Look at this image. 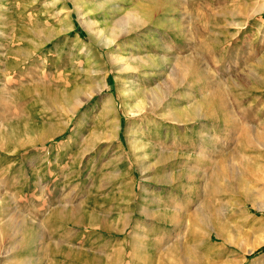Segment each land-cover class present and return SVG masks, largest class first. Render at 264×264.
I'll return each mask as SVG.
<instances>
[{
	"label": "rangeland",
	"instance_id": "1",
	"mask_svg": "<svg viewBox=\"0 0 264 264\" xmlns=\"http://www.w3.org/2000/svg\"><path fill=\"white\" fill-rule=\"evenodd\" d=\"M263 204L264 0H0V264H264Z\"/></svg>",
	"mask_w": 264,
	"mask_h": 264
},
{
	"label": "bare ground",
	"instance_id": "2",
	"mask_svg": "<svg viewBox=\"0 0 264 264\" xmlns=\"http://www.w3.org/2000/svg\"><path fill=\"white\" fill-rule=\"evenodd\" d=\"M140 9H137V10H139L138 11V13L140 12V13H142V14H144V16L145 17H147V19L146 20H148L149 18L148 17H150L151 16V14H152V12L154 11H156L155 9H153V7H151V6H149V5H142V6H140L139 7ZM156 13V12H155ZM133 15H135V14H133ZM135 16H137V15H135ZM139 16H141V14H139ZM143 17V16H142ZM124 19H126V18H124ZM125 21V20H124ZM121 22V21H120ZM119 22V23H120ZM123 22V21H122ZM122 22L120 23V24H122ZM127 23L129 22L130 24H131V26L132 27H134L135 29L137 28H139V25L143 22V21H141V19H140V17H131V18H128L127 19V21H126ZM147 22V21H146ZM118 23V24H119ZM97 23H95V22H92V21H90V22H88V29H90V34H91V36L93 37V38H95V39H98V36H99V38L102 40V44H103V46H107V47H109V48H111V47H113L114 46V43H115V41H116V36H115V30L114 31H111L110 33H109V36H105V37H103L102 36V34H103V31H99L98 30V28H97V25H96ZM119 26V25H118ZM116 27H117V25H116ZM121 27V26H120ZM116 32H118L117 30H116ZM129 65H127L126 67H128ZM124 69V68H123ZM126 70H127V68H126ZM161 87V86H160ZM104 87H102V88H100V89H98V91L97 90H95L94 91V88L93 87H90V89L89 90H87V92H86V98H85V100L84 99H82V98H79V99H77V102H76V104H78V105H76L75 107L74 106H72L73 108L72 109H69L66 113H68L70 116L71 115H73V113H75L76 111H78V109L80 108V107H82V106H84V104L85 103H87L88 101H90V98H92V96L95 94V93H97V92H100V91H102V89H103ZM127 88H128V90L130 91V93H132L133 92V90L136 88V86L134 85V82L132 81V80H130L129 79V81H128V86H127ZM137 90V89H136ZM141 92L145 95V97H148V99H149V101H147L146 103H145V101H144V99H141L140 100V108L138 109V112H139V110L141 109V108H146L147 110H153V109H155V107H157L158 105H162V106H164V104H165V106H166V110H167V108H169L168 106H169V103L167 104V101H168V97H166L165 95H159L158 93L160 92L159 90L157 91V93H156V91H153V90H151V91H149V92H147V91H144L143 89H141ZM151 93V94H150ZM150 94V95H149ZM75 96V95H74ZM71 104H73V103H71ZM161 106V107H162ZM195 106V105H194ZM193 106V107H194ZM71 107V106H70ZM200 107V106H199ZM64 108V107H63ZM103 108H104V106H103ZM131 108V107H130ZM197 108H198V106H197ZM172 110V109H171ZM198 110H200V109H198ZM198 110H197V113H198ZM128 111L129 112H133V111H135V109L132 107V109H129L128 108ZM127 111V112H128ZM169 111V110H168ZM193 111V110H192ZM109 111L107 110V111H105V110H103V112L101 113L102 114V116L103 117H107V113H108ZM170 112V111H169ZM173 112V111H172ZM186 112V111H185ZM174 113H175V110H174ZM176 114H177V111H176ZM186 114H188V113H186ZM184 115V114H183ZM186 116V115H185ZM170 117V116H169ZM168 118V117H167ZM180 119V118H179ZM171 120H174V118H173V116L171 117ZM180 120H182V119H180ZM109 122V121H108ZM176 122V121H175ZM107 126V125H106ZM106 126H104V127H106ZM115 128H116V130L118 129V130H120V128H121V121L118 123V125H116L115 126ZM251 128V127H250ZM253 132H254V130H248L247 131V133H249L248 135H252L253 134ZM109 134V133H108ZM248 135L246 134V136L248 137ZM256 135V134H255ZM246 137V138H247ZM249 139H251V138H249ZM256 139V138H255ZM252 140V139H251ZM253 171V170H252ZM214 173L211 175V179H212V189L213 190H215V191H218L219 192V188H220V183H222L221 182V179H219L218 178V176H219V173H220V169H214V171H213ZM254 177H257V176H254ZM236 178H238V181L235 183L236 185H237V188H240V187H242V185H243V180L241 179V178H239L238 176L236 177ZM262 178V177H261ZM249 179V178H248ZM244 187V186H243ZM249 187V186H248ZM231 189V188H230ZM244 189V188H243ZM245 192H246V190H245ZM251 192V191H250ZM255 196V195H254ZM248 198H250V199H252L251 198V195L248 197ZM254 199V198H253ZM220 201V199L218 198V197H214V199H213V203L214 204H218V202ZM219 205V204H218ZM262 209H264V204H263V207H262ZM176 219V217H173L172 218V216L169 218V219H167V221H169L170 220V222H173L174 223V221H176L175 220ZM177 220H179V219H177ZM209 221V220H208ZM208 221L206 220H203V225H205L206 226V224L208 223ZM10 225H11V223H8V225H7V227L5 228V230L4 231H2V233L4 234V235H9L10 234V232H11V229L9 228L10 227ZM213 230H215L216 232H217V234L218 235H221V232L217 229V228H215V227H213ZM211 234V233H210ZM210 236V235H209ZM220 238V237H219ZM261 240V239H260ZM254 240L253 242H252V245H251V247H248L247 249H246V251L248 252H253L254 250H256L259 246H262V245H264V240ZM167 254H169V253H167ZM166 256V255H165ZM162 261V260H161ZM174 262L176 263V261L174 260ZM162 263V262H161ZM131 264V263H130Z\"/></svg>",
	"mask_w": 264,
	"mask_h": 264
},
{
	"label": "crops",
	"instance_id": "3",
	"mask_svg": "<svg viewBox=\"0 0 264 264\" xmlns=\"http://www.w3.org/2000/svg\"><path fill=\"white\" fill-rule=\"evenodd\" d=\"M147 190V189H146ZM153 204L156 207L155 203L159 202V198L154 196L152 197ZM153 207V206H152ZM162 210L160 209H154L149 210L147 214L149 215L147 218V221L143 227H140L137 225L136 228L132 229V234L127 236V238H123V240H117V241H127L126 243H123L124 246H128L130 244V241H139V240H133L135 239L136 235H138L139 238H141V244L143 245L142 252H153L155 256L157 257L158 254L161 253L162 245L168 241L169 238H179L180 236L169 234L165 227L166 225L163 223L164 219L162 215L160 214ZM160 212V213H159ZM167 228V227H166ZM88 241H86L87 243ZM85 243V241H84ZM70 244V243H69ZM154 258V259H155Z\"/></svg>",
	"mask_w": 264,
	"mask_h": 264
}]
</instances>
